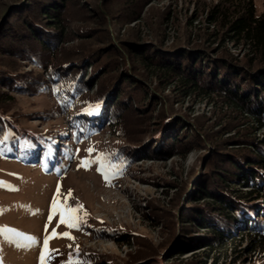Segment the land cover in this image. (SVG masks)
<instances>
[{
	"label": "rangeland",
	"instance_id": "374dc122",
	"mask_svg": "<svg viewBox=\"0 0 264 264\" xmlns=\"http://www.w3.org/2000/svg\"><path fill=\"white\" fill-rule=\"evenodd\" d=\"M48 1L47 6L57 3ZM29 2L0 0V36L10 30L8 25ZM215 2L67 0L60 13L67 34L53 44L50 53H41V66L26 60L24 53L20 56L18 46L14 47L18 54L6 51L10 50L7 47L0 49V111L11 124L26 129L23 132L36 140L31 145L34 149L22 152H6L0 147V229H15L37 238L35 246L27 247L29 242L23 236L0 232L2 264H39L44 236L53 230L57 234L69 232L74 239H51L49 249L58 251L51 252L47 264H68L70 257L74 264H193L213 222L205 215L202 223L195 215L187 219L186 214L205 207V201H195L192 195L196 185L204 186L211 167H219L215 163L219 164L220 158L211 150L220 144L229 151L235 148L234 143L228 142L225 147L223 141L241 135L250 139V135L242 129H230L226 134L235 119L231 108L223 106L224 102L221 105L218 96L210 100L199 94L182 98L179 93L163 89L162 83L151 78L150 71L135 60L132 50L145 54L159 50L173 60L186 48L202 42L211 44L206 37L213 27L205 22L204 15ZM253 3L259 15L263 0ZM23 16L30 17L25 12ZM30 20L41 23L38 18ZM118 40L121 43L115 51L109 42ZM3 44L11 47L16 40ZM26 45L34 49L32 41ZM225 47L238 55L231 45ZM188 55L185 64L195 56ZM79 59L83 60L81 64L93 62L85 80L95 69L99 72L105 68L107 75L92 79L83 96L62 104L46 73L64 63L75 70ZM81 73L76 70V75ZM12 79L20 80L18 85L22 87H10ZM110 101V115L118 116L115 125H102L96 133L86 132L78 141L73 114L87 105ZM261 133L257 131L255 136L259 138ZM40 134H47L45 138L53 134L57 150L69 151V162L58 166L55 157L48 155ZM62 134L65 137H58ZM62 144L70 145L61 148ZM89 148L93 149L91 153ZM98 157L106 165L107 180L97 171L99 163L81 166V161H96ZM58 184L61 204L82 205L76 213L83 217L78 229L60 224L59 213L48 222ZM215 186L205 187L215 194ZM228 188L231 192L248 190L238 185ZM206 201L212 207V201ZM209 214L219 216L217 212ZM244 228H236L226 245L210 249L203 264H264V246L254 248L251 232ZM204 248L208 250L209 246ZM181 250H185L182 255Z\"/></svg>",
	"mask_w": 264,
	"mask_h": 264
},
{
	"label": "trees",
	"instance_id": "16d2710c",
	"mask_svg": "<svg viewBox=\"0 0 264 264\" xmlns=\"http://www.w3.org/2000/svg\"><path fill=\"white\" fill-rule=\"evenodd\" d=\"M54 1L57 3L47 6L48 0H42V2L30 0L27 7H24V10L18 13L19 15L17 14L18 18L8 25L10 30L3 31V35L0 36V49L7 47L5 49L10 50L6 51L14 53V47L18 46L21 49L20 56L24 53L26 60L41 66L43 64L41 53H50L53 44H57L63 34H67L60 15L67 0ZM24 12L30 16L27 17L28 20L22 17ZM33 17L40 19L41 23L32 22L30 19ZM18 19H21V22L17 21ZM204 20L213 27L206 37L207 41L212 42L211 44L206 42L209 46L202 42L198 46L195 45V48H186V52H182L173 60L167 59L168 56L163 55L165 52L162 53L159 50L153 49L150 54L132 50L135 60L150 71L151 78L162 83L163 89L179 93L182 98L199 94L210 100L214 95L218 96L220 104L223 105L221 102H224L223 106L231 108L234 115L235 122H232L233 126H228L229 130L242 129V132L248 131L247 134L250 135V139L241 135L239 138H228L223 141L225 147L228 142L234 143L235 148H230L229 151L220 148V144L214 146V151L211 150L212 155L215 154L220 158L219 164L215 163L219 167H211L206 174L204 186L196 185L197 189L192 195L195 201H205L203 203L205 207L186 214L187 219L195 215L201 222L205 215L213 222L210 223L207 239L201 241V244L209 248L206 250L205 246H202L203 249L195 255L197 258L194 259L193 264H203L210 249H218L226 245L233 232H236V228L244 227V225L246 227L244 229L251 232L250 240L253 244L255 243L253 247L264 246V0L263 10L259 15L256 14L253 0H216L208 7ZM9 36L16 40V44H11V47L3 44L4 41L7 44L10 43L12 38L9 39ZM50 40L53 43H50ZM29 41L34 44V49H28L26 42ZM119 41L113 44L109 42L113 50H117L116 47H119L121 43ZM216 41H218L217 45H215ZM226 44L238 50V55L231 54L225 47ZM16 53L18 54V51L14 54ZM189 53L195 56L192 62L185 64L184 60L188 61ZM82 61L81 59L77 62L73 61L76 62L75 70L74 68L69 70L70 64L64 63L59 67L50 68L46 73L47 79L50 80L48 83L56 93L55 97L59 98L62 104H68L72 102V99L83 96L92 79L107 75V69L103 68L99 72L95 69L88 74L90 78L85 80L87 68L92 67L93 62L86 61L81 64ZM198 61L200 65L197 67ZM76 70H81L82 73L76 75ZM125 79L127 80L126 76L123 80ZM12 80L14 83L9 82L10 87L11 84H14L16 89L22 87L18 85L20 80ZM25 89L27 88L23 90ZM115 99H119L118 96L115 95ZM112 101L87 105L73 114L72 123L76 133L74 136L78 141L83 139L82 135L86 132L88 135L96 133L102 125H115L118 116L110 115ZM156 101H154L155 104ZM213 102V104L217 103V101ZM8 119V116L0 111V147L6 149V152L14 150L12 153L19 149L18 152L24 151L25 148L34 149L31 145L36 141L35 138L25 134L23 131L26 129L11 124ZM104 121L108 123L103 124ZM257 131H262L259 138L255 136ZM230 132L231 130L227 129L226 134ZM46 136L47 134H40L39 138L47 147L48 155L51 158L55 157L58 166L62 167L64 162H69L67 154L69 151L57 150L56 141L52 138L53 134L48 138H45ZM194 136L196 138V135ZM58 137H65V135ZM173 137L175 138L176 135ZM62 145L61 148H67L70 144ZM35 146L38 147L39 143L37 142ZM25 154L28 157V154ZM40 156L42 155L38 157ZM215 167L217 169H212ZM210 185H216L215 194L206 190ZM232 185L248 188V190L245 193L238 190L231 192L228 187ZM236 191L237 193L234 194ZM209 199L213 203L212 207L206 201ZM215 212L219 216L209 214ZM184 251L181 250L179 254H184Z\"/></svg>",
	"mask_w": 264,
	"mask_h": 264
},
{
	"label": "snow or ice",
	"instance_id": "6c2138e0",
	"mask_svg": "<svg viewBox=\"0 0 264 264\" xmlns=\"http://www.w3.org/2000/svg\"><path fill=\"white\" fill-rule=\"evenodd\" d=\"M6 139V138H5ZM89 153L93 151L92 148L87 149ZM91 163H99L100 167L97 168V171H100L102 175H104L105 179H108L109 173L106 169V165L104 164L103 160L101 157H98L96 161H81V166L83 167H89ZM3 182H0L2 184ZM60 195V186L59 184L57 185L56 193L54 194L52 201H51V206H50V212L48 216V222L50 223L52 221L53 215L56 213H59L60 215V224L66 225L67 228L69 229H78L80 227V223L83 220L82 216H77L76 213L78 211L82 210V205H77L76 207H68L65 204H61L58 197ZM68 196H71V190H69ZM67 200V197L65 198ZM84 216H87V213H84ZM47 227L48 225H45V232L47 233ZM0 232H10L16 236H23L26 241L29 243L25 246L27 247H33L37 243V238L30 236V235H25L23 233H20L16 231L15 229H0ZM53 238H68V239H74L70 235L69 232H64L62 234H57L55 230L50 235H45L43 239V244L40 249V255H39V264H47L48 259L51 258V252L53 251H58V250H51L49 249V241ZM78 251V248H77ZM0 264H2V261H0ZM68 264H74L72 261L71 257L69 258Z\"/></svg>",
	"mask_w": 264,
	"mask_h": 264
}]
</instances>
